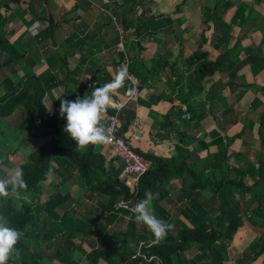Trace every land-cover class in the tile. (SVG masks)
<instances>
[{"label":"trees","instance_id":"16d2710c","mask_svg":"<svg viewBox=\"0 0 264 264\" xmlns=\"http://www.w3.org/2000/svg\"><path fill=\"white\" fill-rule=\"evenodd\" d=\"M112 1L114 0H111V4H113ZM115 1H119L122 4L116 5L115 2L112 6L115 14L120 15L119 19L114 17L113 13H108L110 15H108L106 21L113 24L115 28V43L118 42L120 35L115 22L120 25L124 32L123 41L126 44L128 43L125 52L117 50L121 57L117 67L123 65L124 54L127 53L129 61L127 71L136 79L138 91H140V89L149 86V82L153 77L166 66L172 72V65H168V58L172 56L170 51L176 45L177 39L178 41L182 40L181 37L176 35L172 16L183 14L181 6L187 0H183L181 4L176 5L173 9L174 11L170 14L148 17H144L150 13L148 7H144L146 0ZM258 1L260 0H257V3H259ZM43 2L44 0H41V2L30 0L26 11L37 14L42 9ZM228 2L230 3L228 8H231L233 3L231 1ZM3 4L4 7L8 8L11 4H20V0H3ZM215 7L217 8V5ZM138 8L141 10L137 11ZM236 10L238 11V9ZM136 12L137 14L135 15ZM238 17L240 16L235 19L237 20ZM37 18L44 19L39 16ZM113 18H115V22ZM181 18L182 16L175 20H182ZM46 20V29L53 33L59 25L52 15H49ZM3 23L1 22L2 25ZM179 26L182 25L175 24V27ZM0 28V87L5 88L4 92L0 94V119L16 117L14 128H18L20 133L23 134L20 139L22 145L26 146L27 141L25 139L27 136L33 140L40 141V144L26 155L25 161L20 163L11 161V155H15L17 149L6 152L0 151V155L2 154L0 164L3 165L5 163V166L13 164L15 167L23 168L24 179L28 182V188L20 190L19 199L15 194L8 198H0V213L9 218L12 226L19 228L23 232L21 241L17 245L20 256L18 259L10 260L9 264H45L46 255L36 253L33 250H36L35 246H38L39 243L41 244V241H51V243L59 241L58 245H60L59 247L63 245L61 249L64 254L61 255L58 252L59 248L56 247L52 257L60 258V262L66 263L69 260L68 254L73 256L76 248H79L82 252L80 245L82 244V238L86 240L92 234H95L90 229L91 227H88L89 224L84 222H82V230H76L77 228L73 223L75 220L69 218L70 216L67 213L72 202L67 201L64 206H62L63 203H57L55 195L66 190L63 184L67 181H72L74 185L85 187L91 193L106 196L107 206L112 209L115 206L118 208V203L121 199L127 201L129 207L132 208L139 200L145 198L146 193H154L156 198L151 200L150 205L154 211L157 203L161 199H165L167 193L164 187L167 186L168 182L173 179H183L184 190L181 189V193L185 195L183 200H189V203L184 202L183 206L180 207V211L188 219H191L192 215H188V212L184 211V209L187 206L192 207L194 204L200 206L198 202L201 198V193L206 189L212 191L213 196H215L211 201V205L218 206L219 215H217L215 226L207 223L206 215H200L196 221L191 219L194 222L191 227H174V230L170 231L159 245H153L154 237L142 223L141 225L137 223V226H133L131 229L133 230L132 237L134 239H130L136 242L134 248L129 247L127 240L124 237L120 238L116 233L105 235L104 239L98 241V246L84 253L82 264H101L100 262L106 264H195L194 260L185 259L184 253H190L191 255L201 254L206 256L211 264H217V256L227 251L233 237L243 225V219H246L253 226H264V159L262 157H258L253 164L240 165L237 162L240 153L233 152L228 154L223 152L220 169L205 171L204 167L206 162H208V158L200 159L198 164H192L185 161L187 155L181 150L176 156L161 158L151 153L143 152L139 147H134L137 153L151 163V168L138 179L134 191L131 192L130 188L125 186L118 178L122 165L117 170H114L111 163L106 165L105 157L102 153L95 151L93 145H89L86 149L76 148V142L64 131L67 121L59 114L60 100L51 98V111L47 109L44 103V99L48 95L47 92L56 84L66 85L64 86V92L59 97L74 100L76 96L90 95L96 87L103 85V80L99 79L97 84L92 85L88 77L85 84L78 81L76 86L67 85L68 76L72 73L68 70L67 57L73 55L72 51L74 49H72L68 51L69 53L67 52V55L59 57L51 65L56 66L57 71L60 73L58 75L61 77L60 80L56 79L52 83L54 85L45 83V81L51 80L54 67L40 75L26 74L24 77L12 82L10 76L15 73V66L20 63L21 56L10 53V32L7 31L5 33L1 25ZM192 28L193 25L190 24L183 31L187 33ZM158 32L164 38L157 44L150 57L149 68L146 69L139 54V51L143 49L141 41H144L147 35L154 36ZM230 36L229 30L224 29L212 41L214 49H219L221 45H225L224 49L216 56H211L208 50H203L199 46L192 55L185 58L184 63L186 66L195 65V70L192 72L194 84H199L197 86H200L207 77H211L217 72H227L229 76H233L245 63L257 61L259 55L254 52L248 53L246 59H241L238 57L239 53H234V50L239 45V40L235 41L232 48L227 49ZM202 37L204 38L203 43H207V39L204 36ZM260 44L261 46L264 45V30ZM229 52L234 55L231 57ZM100 72L99 70L98 75ZM92 74H94V71ZM131 89L132 83L127 79L123 87L124 94L129 95ZM229 112H232V115L227 117ZM134 113V110L129 108H124V110L118 112L117 117H119L121 126L120 133L126 131L128 125L134 119ZM235 115L234 109L228 106L226 111L221 112L220 125L222 126L224 123L234 120ZM23 118L27 119L25 125L21 123ZM258 121V135L264 145V109L260 113ZM159 123L161 127L164 124L168 126L172 124V122L168 121L166 114ZM26 128L32 131L29 132ZM240 135L241 132L227 137L226 145L228 146ZM232 158H234L233 163H236V166L231 163ZM60 162L62 164L66 163V174L59 172L65 169L59 166ZM53 165L56 169L53 168ZM1 171L3 172L0 168ZM73 171L75 174H73ZM49 172H51L50 175L48 174ZM53 172L56 177L55 179L52 178L53 188L51 189H53L54 195L51 194L47 201L42 204L40 203V197L43 192L41 184L50 180ZM252 204L254 208L250 210ZM61 206L65 213L59 215L57 210ZM121 211L135 217L130 209H121ZM156 216L163 219L159 215ZM257 220L261 222L258 223ZM52 222L55 227L52 226V228L61 229L60 234L53 229H46L48 225L45 229H42L45 223L50 224ZM79 224L81 225L80 222ZM49 231L51 232L49 233ZM126 237L128 238V235ZM30 241H33V243L31 244ZM42 246L43 244H41L39 249ZM67 250L69 253L66 252ZM263 252L264 231L260 232L245 249L242 262L246 260L245 264H249ZM47 257L51 263L52 257ZM73 263L76 264L77 260Z\"/></svg>","mask_w":264,"mask_h":264},{"label":"crops","instance_id":"0c3cea01","mask_svg":"<svg viewBox=\"0 0 264 264\" xmlns=\"http://www.w3.org/2000/svg\"><path fill=\"white\" fill-rule=\"evenodd\" d=\"M29 1L30 0H20V4H11L6 8L4 7L3 0H0V25L5 33H7V31L10 32V53L21 56L20 63L15 66V73L10 76L12 82L17 81L26 74L40 75L46 70L50 71L52 67H54L55 69L52 73L51 80L45 81L47 85H54L52 83L56 79L60 80L61 77L58 75L59 72L56 66L51 65L57 61L59 57L67 55L69 53L68 51L72 49H74V51H72L73 55L67 57L68 70L72 72L70 76H68L69 81L67 85L76 86L78 81L85 84L88 77L92 85L97 84L99 79L103 80V84H105L113 78L116 71L120 68V66L117 67V65L120 63L121 57L115 48V44L117 43L114 41L116 38L115 28L113 24H110L106 19L108 15H110L108 13H113V15H115L114 17L119 19L120 15L115 14L112 8L115 2L116 5H122L119 1L114 0L112 1L113 4H111V0H44L42 9L37 14L26 11ZM38 1L41 2V0ZM156 4H161L160 0ZM157 10V14L151 12L144 17L166 14L162 13L159 8ZM34 11L36 10L34 9ZM168 14L170 13L168 12ZM49 15H52L53 19L59 25L53 33L46 29V19ZM38 16L44 19H38ZM180 16L181 15H173L172 19H178ZM8 21H11L10 25L12 27L5 29L4 25ZM190 24L188 18H186L184 26L175 27L174 25L176 35L181 37L182 40L180 39V41H178L177 39L176 45H174L172 51H170L172 52V56L168 58V65H172V72H170L168 66L161 69L149 82V86L140 89L138 98L132 101L128 100L124 107L134 110V118L140 119L142 123L141 131L138 133L139 139L134 141V147H139L143 152H148L161 158L176 156L179 150H181L187 155L185 161L192 164H198L200 159L208 158V162H206V166L204 167L205 171L220 169L223 152L228 154L233 152L240 153L237 159L240 165H247L248 163L253 164L258 157L264 159V145L258 135V119L260 113L264 109V45L261 46V40L258 43H255L254 40L250 43L253 48L258 47L262 49L258 54L260 59L258 58L257 61L253 63H245L233 74V76H230L232 79L227 81V74L217 72L213 76L207 77L200 86H197L199 84H194L192 75V72L195 70V65L186 66L184 63L185 58L192 55L198 48L196 47V49L190 50L191 54L189 52L184 54V52H187V50L191 48L189 46H192V48L194 47L196 44L195 38L199 36L197 32H200L193 24H191L193 28L187 33L183 31V29ZM236 25L235 23L230 26L232 30L230 37H232L233 43L235 40H239L238 38L242 34V26L236 29ZM179 29L181 31L177 33ZM193 30H196V33L190 32ZM245 32L250 34L246 30ZM205 34L206 33L202 31L200 36H204L207 39V43H204V45L209 47L213 44V40L205 36ZM253 36L250 38L252 39ZM257 36H255L254 39ZM186 37L189 38V40H186ZM163 38L164 36L158 32L154 36L147 35L144 40L145 44L144 41H141L143 49L139 51V54L146 69L149 68V61L153 51ZM233 43H231V45L227 44V49L232 48ZM123 44L124 50L122 52H125L128 43L126 44L124 41ZM245 44L247 46L250 45L247 41H245ZM149 45L152 46V48L146 50V48H149ZM224 47L225 45L223 44L219 49H215L217 53L215 56L218 55ZM208 51H210V49ZM181 53L184 55H181ZM209 54L213 56L210 52ZM239 58L246 59V55L240 54ZM124 59H126L129 64L127 53L124 54ZM29 63L32 64L29 65ZM99 70L101 72L98 75ZM93 71L94 74H92ZM93 77L94 81H92ZM246 85H248V87H246ZM64 86L66 85L56 84L47 92L48 95L51 94L49 97L50 101H52L51 98L56 99L64 92ZM126 95L127 94H124L123 88H121L114 97V101L125 100L128 96ZM228 106L234 109L236 113L235 119L221 126V112L226 111ZM124 108L122 110H124ZM112 114H116V110L114 108H109L107 116ZM165 114L168 116V121L172 122V124L169 126L164 124L163 127H161L159 122L162 121ZM231 115L232 112H229L227 117ZM224 117L226 119V115ZM133 120L123 134L128 135L129 132H131ZM26 122L27 119L25 120L24 118L21 121L23 125H25ZM120 127L119 120V128ZM26 129L28 131L31 130L29 128ZM119 130L118 133H120ZM239 132H241V135L227 146L226 138L238 134ZM25 140H28L25 147L27 150L26 156L40 144V141L33 140L32 138L28 139V137H26ZM93 148L95 151L102 153L106 159V165L111 163L114 170L121 167V163L117 161L110 147L101 144L93 145ZM233 161L234 158L231 159V163L236 166V163H233ZM60 163L59 166L65 169L59 172L66 174V163ZM9 167L11 170L16 168L13 164H10ZM53 168L56 169L55 166ZM55 174L59 177L57 173ZM73 174H75L74 171ZM52 175L50 178L55 179L54 172ZM58 180L60 181L59 178ZM182 181L183 179H173L168 182L167 186L164 187L167 193L165 199H161L157 203L156 209L153 211L154 214L163 217L166 222L173 224L175 227L178 226L182 228L191 227L194 223L193 221H196L200 215H206L205 219H207V223L215 226L217 220H212L211 213H214L213 215H219L218 206L211 205V201L215 196H213L212 191L208 189L201 193V198L198 202L200 206L196 204L192 207L186 205L188 210L187 208L184 209V211L188 212V215H192L191 219L193 221L188 219L184 213L180 211V207L183 206L184 202L189 203V200H183L185 195L181 193V189L184 188ZM67 182L70 183L72 181ZM64 187L66 188L64 192L55 195L57 203H63L62 206H64L67 201L72 202V204L69 205L67 213L70 216L68 217L73 218L75 222H70L75 224L76 230H82V222L88 223V227H91L90 229L95 233L86 240L82 238L84 246L83 244L80 245L83 255L77 260L76 264H82L84 253L98 246V241L104 239L105 235H113L116 233L120 238L124 237L127 240L129 247L134 248L133 246L136 245V242L134 241L133 245H130L131 243H129V241H131L132 238L134 239V237H132L133 230L131 229L139 223L135 220V217L122 212L121 208L118 209L116 206L113 209L108 207L107 197L104 195L100 196L91 193L86 190L85 187L83 188L73 183L66 184ZM42 194L44 201H42L40 197V203L43 204L51 194L54 195V192L53 189L47 187L46 190H43ZM151 195L153 199L156 198V194L153 193ZM180 198H182V200H180ZM62 206L57 210L59 215L65 213ZM70 207H75V210H70ZM253 208L254 205L252 204L250 210ZM244 221L245 219L243 220V225L233 237L227 251L217 256V264H239V262L243 264L242 258L245 249L260 232L264 231V228H259L263 230H257L258 228H252L250 226L249 228L251 229L246 228ZM257 222L260 223L261 221L257 220ZM116 223L118 226H121L120 231L115 230ZM139 224L141 225V223ZM46 226V229L50 228L58 234L61 233L60 228H57V230L54 229L53 222L50 224L45 223L42 229H45ZM52 226L54 228H52ZM50 232L51 231H49V233ZM127 235L128 238L126 237ZM141 243H143V241H141ZM41 244L53 248L55 245L59 244V241L57 243L41 241ZM184 256L187 260H194L195 264H211L208 258L201 254L191 255L190 253H184ZM228 256L231 259H226ZM188 257L190 258L188 259ZM46 258L49 260V264H53V258L51 259V263L47 256ZM57 259L58 262H60V258ZM100 263L106 264L104 262ZM249 264H264V252Z\"/></svg>","mask_w":264,"mask_h":264},{"label":"rangeland","instance_id":"374dc122","mask_svg":"<svg viewBox=\"0 0 264 264\" xmlns=\"http://www.w3.org/2000/svg\"><path fill=\"white\" fill-rule=\"evenodd\" d=\"M158 1L159 0H146L144 7H148L150 13L152 12V13L157 14L158 13L157 9L159 8V10L162 13L167 14L168 12L172 13L174 11L173 10L174 7L176 5L181 4L183 0H160L161 4L157 5L156 3H158ZM228 1H231L233 3V6L231 8H228V6L230 5V3ZM258 2L259 3H257V0H187V2H185V4H183L181 6V9L183 12V14H181V16L183 17L182 20H174L173 25L180 24V25L184 26V24L186 22V18H188V22L193 24L194 26H196L197 27L196 29H199L200 32L199 31L197 32V34L199 36L197 38H195L196 44L194 45V47L192 48V46H189L191 48L188 49L187 52H184V54L188 53V52L190 53L191 52L190 50H194V49H196V47L200 46L202 49H205V50L210 49L209 52L213 56H215V54H217V53L215 52L216 50L213 48V46L211 45V46L207 47L204 45V43H203L204 38L202 36H200L201 32L204 31L206 33L205 36L209 37L211 40H215V36L220 35L224 29L229 30V32L231 34L232 30L230 29V26L235 24V23L237 24L235 26L236 29H238L240 26H242L241 27L242 34L238 38L239 39V41H238L239 45L234 50V53H237V54L239 53L238 57H240V54L247 55L248 53H252V52H254L255 54H259V52H261L262 49H260L258 47L253 48L252 44H250L253 40L255 43L256 42L258 43L261 40L260 36L262 38V33L264 30V0H260ZM216 5H217V8L215 7ZM213 7H214V10H213ZM236 9H238V11ZM138 10H141V9L138 8L137 11ZM249 10H251V11H249ZM245 13L247 16L245 15ZM136 14H137V12L135 13V15ZM237 16H240V17H238L236 20L235 18ZM10 22L11 21H8L5 23V25H4L5 29H9L12 27L10 25ZM227 27H228V29H227ZM180 28H182V27H180ZM245 30L248 31L250 34L245 32ZM180 31L181 30L179 29V32H177V33H180ZM190 32L196 33V30H193ZM254 34H256V35H254ZM252 36H253V38L251 39L250 37H252ZM255 36H257V37L254 39ZM246 37H248V38H246ZM231 38L232 37H230V40L227 43L228 45H231V43H233V39H231ZM186 40H189V38L186 37ZM245 41H247V43L250 45L247 46L245 44ZM234 43H233V45H234ZM144 44H145V41H144ZM151 48H152V46L149 45V48H146V50L151 49ZM146 53H149V52H146ZM184 54L181 53V55H184ZM229 55L232 57L234 54L229 52ZM224 73L228 75L227 81L232 79L229 76V73H227V72H224ZM4 89H5L4 87H0V94H2V92H4ZM49 97H50V94L46 95V99H44V103H45L47 109L49 111H51L52 110V103H51ZM15 121H16L15 116L0 119V151L6 152V151L17 149L15 155H11V161L14 163H18V162L20 163V162L25 161V158H26L25 154L27 153V150L25 149L26 146L22 145V143L20 142V138L22 137V133H20V130L18 128H14ZM29 132H31V130H29ZM29 138L30 137H28V139ZM26 141L28 142V140H26ZM19 143H21V144H19ZM1 157H2V154L0 155V159H1ZM4 164L3 165L0 164V168L3 170V172L2 171L0 172V176H2V177L10 175L13 171L10 169L9 166H5ZM52 181H53L52 178H50V180L42 183L41 184L42 189L46 190L47 187L53 188ZM70 183H72V182H70ZM70 183L65 182L63 184V186L66 184H70ZM248 183H250V182L248 181ZM43 199L44 198H42V196H41L42 201H44ZM70 210L74 211L75 207L74 208L70 207ZM213 214L214 213H211V215H212L211 218H212V220H216L217 214L216 215H213ZM258 221H260V220H258ZM244 223L246 225V228H249V226L252 228L256 227V228H258L257 230H263V229H259V228H264V226H253L248 221H246V219H245ZM111 228H113V227H111ZM120 228H121V226H118V224L116 223L115 230L120 231ZM249 229H251V228H249ZM30 243L32 244L33 241H30ZM129 243H131L130 245H133L134 242L131 240V241H129ZM82 244L84 246V242H82ZM40 246H41V244L39 243L38 246H35L36 250L35 249H33V250L36 251V253H40V254L46 255V256H51L55 252L56 247H58L59 248L58 252L61 253V255L64 254V251L61 249V247L63 245L61 247H59L60 245H56L53 248H49L46 245H43L42 248L39 249ZM133 247H135V245ZM66 252L69 253L68 250ZM242 252H243V250H242ZM82 255H83V252H81L79 248H76L73 252V256H70L68 254L69 260H67L66 263L58 262V259H57V257L55 258V256L52 257L53 258L52 262H53V264H72L73 262H76V260H79ZM189 258L190 257H188V259ZM226 259H231V258L228 256V258H226ZM44 262H45V264H49V260L47 258L44 259ZM245 262H246V260H245ZM245 262H243V264ZM239 264H240V262H239Z\"/></svg>","mask_w":264,"mask_h":264},{"label":"clouds","instance_id":"9594fccd","mask_svg":"<svg viewBox=\"0 0 264 264\" xmlns=\"http://www.w3.org/2000/svg\"><path fill=\"white\" fill-rule=\"evenodd\" d=\"M127 79V68L121 65L110 81L96 87L90 95L76 96L74 100L56 98L60 100L59 114L67 121L64 131L76 142L77 149L105 144L112 139L116 129L106 123L107 113L109 108L115 106L114 97L125 86ZM27 188L28 182L24 179L21 167L13 169L10 175L0 177V198L15 194L19 199L20 190ZM152 199L151 193H146L145 198L139 200L130 211L134 213L135 220L151 232L153 245H159L175 226L154 214L150 206ZM22 236L23 232L12 226L9 218L0 213V264H9L10 260L19 258L17 245Z\"/></svg>","mask_w":264,"mask_h":264},{"label":"built area","instance_id":"2783aa9c","mask_svg":"<svg viewBox=\"0 0 264 264\" xmlns=\"http://www.w3.org/2000/svg\"><path fill=\"white\" fill-rule=\"evenodd\" d=\"M113 21L115 22V18H113ZM115 25L120 34L118 42L116 43V49L118 51H123V31L117 22H115ZM123 66H125L126 68L128 66L126 59H124ZM128 79L132 83L131 92L125 100L114 101L115 106L112 108L116 110V114L125 107L128 100L132 101L138 98L139 91L136 79L132 77L129 73ZM116 114L107 116V124L114 127L116 131L112 139L108 143H105V145H107V147H110L111 152L115 155L117 161H119L122 165L121 171L118 174V178L124 183L125 186L130 188L131 192H133L138 182V179L142 175H144L148 169L151 168V163L147 161V159H144L142 155H140L134 150V141L139 139L138 133L141 131L142 128L141 120L138 118H134L131 132H129L128 135H125L123 133L120 134L118 133V130L120 128L119 120ZM125 204H127V208L125 207ZM118 208L124 210L131 209V207H129V203L124 199H121L119 201Z\"/></svg>","mask_w":264,"mask_h":264},{"label":"water","instance_id":"95a60500","mask_svg":"<svg viewBox=\"0 0 264 264\" xmlns=\"http://www.w3.org/2000/svg\"><path fill=\"white\" fill-rule=\"evenodd\" d=\"M92 81H94V77H93Z\"/></svg>","mask_w":264,"mask_h":264},{"label":"bare ground","instance_id":"6f19581e","mask_svg":"<svg viewBox=\"0 0 264 264\" xmlns=\"http://www.w3.org/2000/svg\"><path fill=\"white\" fill-rule=\"evenodd\" d=\"M121 52V51H120Z\"/></svg>","mask_w":264,"mask_h":264}]
</instances>
